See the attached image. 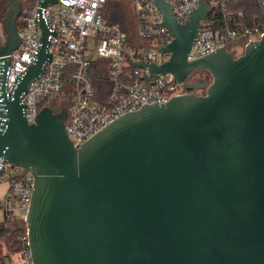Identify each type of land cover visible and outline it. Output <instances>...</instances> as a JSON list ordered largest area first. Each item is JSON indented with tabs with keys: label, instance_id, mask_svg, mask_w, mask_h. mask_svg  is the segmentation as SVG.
Listing matches in <instances>:
<instances>
[{
	"label": "water",
	"instance_id": "95a60500",
	"mask_svg": "<svg viewBox=\"0 0 264 264\" xmlns=\"http://www.w3.org/2000/svg\"><path fill=\"white\" fill-rule=\"evenodd\" d=\"M6 1L0 56L20 44L24 3ZM154 2L174 35L160 49L170 59L136 66L189 93L121 116L78 149L67 107H44L33 124L24 115L23 93L51 57L43 21L37 62L9 93L2 77L0 160L35 179L25 220L34 264H264V36L237 57L221 48L189 61L208 4L181 24ZM198 70L212 82H189Z\"/></svg>",
	"mask_w": 264,
	"mask_h": 264
},
{
	"label": "built area",
	"instance_id": "2783aa9c",
	"mask_svg": "<svg viewBox=\"0 0 264 264\" xmlns=\"http://www.w3.org/2000/svg\"><path fill=\"white\" fill-rule=\"evenodd\" d=\"M46 1H27L17 20L20 44L11 54L0 56L1 96L3 75L5 90L9 93L37 62L44 35L40 23L44 22L49 32L46 53L51 57L43 63L42 73L28 83L23 93L24 115L30 124L35 123L45 99L68 97L66 131L78 149L121 116L145 105L165 104L189 93L184 86L186 82L178 83L172 74L152 76L149 69L136 66V63L162 65L170 59V54L160 49L172 43L174 35L163 25V16L154 0H131L133 14L139 23L138 34L148 42L143 47H132L120 26L105 20L107 0H56L44 5ZM165 1L172 6L174 17L181 24L190 19L200 3V0ZM241 1L250 0H211L210 3L205 0L209 13L200 21L187 55L189 61L221 48L236 51L239 46L244 51L247 45L264 36V20L255 16L242 21L229 10L231 3ZM251 1L257 2L264 12V0ZM211 11L214 13L209 18ZM1 29L0 44L4 45L6 36L3 27ZM235 43L238 45L231 47ZM4 58L9 59L8 64ZM97 69L105 71L104 79L109 85L104 82L101 86L99 79L95 80ZM66 77L70 86L64 82ZM0 185L5 187L0 197L4 223L19 222L26 226L34 176L1 159ZM16 210L24 215L19 217ZM22 240L25 245L21 256L0 260V264H19L18 260L21 264H34L27 227Z\"/></svg>",
	"mask_w": 264,
	"mask_h": 264
},
{
	"label": "trees",
	"instance_id": "16d2710c",
	"mask_svg": "<svg viewBox=\"0 0 264 264\" xmlns=\"http://www.w3.org/2000/svg\"><path fill=\"white\" fill-rule=\"evenodd\" d=\"M12 1V0H10ZM26 5L28 0H20ZM210 3L211 0H206ZM9 4L6 0H0V25L3 27V22L7 16L9 11ZM229 10L233 11L240 20L245 21L247 19H253L255 16H258L261 20H264V12L260 5L255 1H241L238 3H231L229 5ZM104 18L108 23L116 24L120 26L122 31L127 34V38L129 44L132 47H143L148 45V42L141 39L138 34V20L133 14L132 11V1L131 0H107L105 4L104 10ZM214 11H211L209 18L212 17ZM16 27L20 28L19 21L16 23ZM6 36V34L4 33ZM97 62V68H98ZM96 65V64H95ZM105 71H100L99 69L96 70V74L94 75L95 80L99 79V84L102 86L104 82L106 85H109L107 81L104 79ZM195 73L200 74V70L196 71ZM193 77V76H192ZM189 79V82H199V80L193 81V78ZM200 78V77H198ZM202 81V80H200ZM64 82L70 86V81L68 77L65 78ZM96 84L95 82V86ZM60 97H56L53 99H45L40 108L43 109L44 107H51L55 109V111H60V108L65 106L67 107L69 104L68 97H64V102H60V106H56L55 102H59ZM26 234V226L23 223L19 222H7V223H0V260H4L11 256L20 257L22 250L24 248V241L22 238Z\"/></svg>",
	"mask_w": 264,
	"mask_h": 264
},
{
	"label": "rangeland",
	"instance_id": "374dc122",
	"mask_svg": "<svg viewBox=\"0 0 264 264\" xmlns=\"http://www.w3.org/2000/svg\"><path fill=\"white\" fill-rule=\"evenodd\" d=\"M17 1H20V0H12V2H17ZM0 31H2L1 25H0ZM235 49H236V51L238 53H241L243 51V49H241L239 46H237ZM198 77H200V78H198ZM192 78H193L192 79L193 81L199 80V82H209V83L212 82V76L205 70L204 71H200V74L199 73H194ZM200 79H202V81H200ZM58 100H59V102H55V105L57 107L60 106V102L61 103L64 102L63 101L64 97H60ZM64 107L65 106H62V107L60 106L58 108H60V110H61ZM4 191H5V187L3 185H0V197L4 194ZM17 214L19 215V217L20 216L22 217L24 215L23 213H21L19 211H17ZM2 222H4V212H3L2 208H0V223H2ZM21 262H22L21 260L17 261V263H19V264H21Z\"/></svg>",
	"mask_w": 264,
	"mask_h": 264
},
{
	"label": "flooded vegetation",
	"instance_id": "af4514ba",
	"mask_svg": "<svg viewBox=\"0 0 264 264\" xmlns=\"http://www.w3.org/2000/svg\"><path fill=\"white\" fill-rule=\"evenodd\" d=\"M232 53H233L234 56H236V57L239 56L240 54H242V53H238L237 51H234L233 49H232ZM202 71H204V70H202ZM200 80H202V79H200ZM205 92H206V90H200V91H198L199 94H205ZM61 110H62V109H61ZM61 110H60V111H61ZM60 111H59V112H60ZM54 112H55V113H58V111H55V109H54Z\"/></svg>",
	"mask_w": 264,
	"mask_h": 264
}]
</instances>
